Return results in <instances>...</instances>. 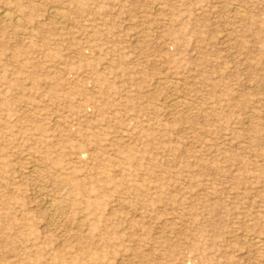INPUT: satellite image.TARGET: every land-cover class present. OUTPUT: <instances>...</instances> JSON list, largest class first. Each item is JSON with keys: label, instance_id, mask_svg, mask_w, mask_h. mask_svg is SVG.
<instances>
[{"label": "rangeland", "instance_id": "374dc122", "mask_svg": "<svg viewBox=\"0 0 264 264\" xmlns=\"http://www.w3.org/2000/svg\"><path fill=\"white\" fill-rule=\"evenodd\" d=\"M1 11L0 264H264V0Z\"/></svg>", "mask_w": 264, "mask_h": 264}, {"label": "bare ground", "instance_id": "6f19581e", "mask_svg": "<svg viewBox=\"0 0 264 264\" xmlns=\"http://www.w3.org/2000/svg\"><path fill=\"white\" fill-rule=\"evenodd\" d=\"M159 6H160V5H159ZM56 9H57V8H56ZM59 13H60V12H58V11H53V14H55V15H59ZM0 14H1L2 16H4V17H8V15H9V14H8L7 12H5V11H1ZM10 15H11V14H10ZM2 16H1V17H2ZM16 17H17V16H16ZM2 18H3V17H2ZM255 242H256V241H255ZM252 243H253V242H252ZM254 244H255V243H254Z\"/></svg>", "mask_w": 264, "mask_h": 264}]
</instances>
